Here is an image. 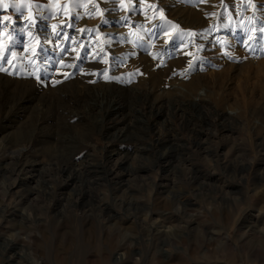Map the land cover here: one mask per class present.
<instances>
[{"label":"rangeland","instance_id":"obj_1","mask_svg":"<svg viewBox=\"0 0 264 264\" xmlns=\"http://www.w3.org/2000/svg\"><path fill=\"white\" fill-rule=\"evenodd\" d=\"M0 264H264V0H2Z\"/></svg>","mask_w":264,"mask_h":264},{"label":"bare ground","instance_id":"obj_2","mask_svg":"<svg viewBox=\"0 0 264 264\" xmlns=\"http://www.w3.org/2000/svg\"><path fill=\"white\" fill-rule=\"evenodd\" d=\"M219 6V5H218ZM39 20H44V19H40L39 18ZM9 22H12V21H9ZM2 23V22H1ZM149 28V27H148ZM156 31V30H155ZM149 32V31H148ZM121 33V32H120ZM117 34H119V33H117ZM24 51V50H23ZM23 51H21V52H23ZM7 62H9V63H7L8 64V66H10V67H13L11 64H10V62H12V60H7ZM14 64V63H13ZM166 75V74H165ZM216 78V77H215ZM213 79V78H212ZM218 80V79H217ZM173 81H175V80H173ZM132 84V83H131ZM175 84V83H174ZM177 84V83H176ZM172 85V84H171ZM174 87H173V89L176 91V92H181V85H173ZM172 87V86H171ZM215 87V86H214ZM208 89V88H207ZM213 90H214V88H212ZM172 90V89H171ZM161 91H163L162 89H161ZM166 91V90H165ZM197 91V90H196ZM202 92V91H201ZM191 95V94H190ZM190 95H189V97H190ZM200 95H202V94H198L197 92L195 93V95H193V97H191L190 99H187V102L188 103H192V104H196V97L198 96L199 98H200ZM183 96V95H182ZM192 96V95H191ZM160 98V97H159ZM161 100V99H160ZM78 101V100H77ZM158 101V100H157ZM156 102V101H155ZM154 103V102H153ZM157 103H160V102H157ZM160 105V104H159ZM8 106V105H7ZM159 108V107H158ZM64 113V112H63ZM69 114V113H68ZM72 115V114H71ZM130 122V121H129ZM124 123V122H123ZM126 123V122H125ZM127 123H128V121H127ZM126 125V124H125ZM124 125V126H125ZM194 132V131H193ZM199 134V133H198ZM197 134V135H198ZM95 136V133H92L91 135H90V138H92V137H94ZM169 136V135H168ZM160 137V136H159ZM95 138V137H94ZM71 139V138H70ZM201 139V138H200ZM9 144L10 145H12V146H15L17 143L16 142H9L8 143V146H9ZM197 144H199V146H201V148H203L207 153H209V147H207V146H205V147H203L205 144H206V141H198L197 142ZM87 145V144H86ZM44 146V145H43ZM198 146V147H199ZM21 149V148H20ZM11 150H13V149H11ZM17 150V149H16ZM14 151H15V149H14ZM113 152V149L111 150V152L110 153H112ZM126 155V154H125ZM40 156V154L37 152L36 153V155H35V157H34V163H33V165H32V167L33 166H35L36 164H38V162H37V160H38V157ZM125 157V156H124ZM72 161V160H71ZM82 162V161H81ZM86 163V162H85ZM32 164V163H31ZM31 164H30V167H31ZM71 164V163H70ZM80 164V163H79ZM82 164H83V162H82ZM88 165L90 164V162H88L87 163ZM168 164V163H167ZM15 165H17V164H15ZM78 165V164H77ZM84 165V164H83ZM80 166V165H79ZM85 166V165H84ZM83 166V167H84ZM17 167V166H16ZM19 167V166H18ZM81 167V166H80ZM99 167V166H98ZM109 167V166H108ZM14 168V167H13ZM12 168V169H13ZM63 168V167H62ZM61 168V169H62ZM93 168V167H92ZM17 170H18V168H17ZM20 170L22 171V172H26V171H28V168H27V166H22L21 168H20ZM36 169H34V171H35ZM72 170V169H71ZM75 170V169H74ZM31 171V170H30ZM37 171V170H36ZM75 171H78V170H75ZM91 171V170H90ZM111 171V170H110ZM79 172V171H78ZM99 172V171H98ZM109 172V171H108ZM70 173V172H69ZM80 173V172H79ZM82 173V172H81ZM86 173V172H85ZM99 174V173H98ZM69 175V174H68ZM71 175V174H70ZM40 177L41 176V173H37V175H36V177ZM73 176H71L70 178H72ZM105 177V176H104ZM35 181L37 180V179H34ZM40 181V180H39ZM39 181H37V182H39ZM43 181V179H41V182ZM94 181V180H93ZM92 181V182H93ZM114 181V180H113ZM96 182V181H95ZM40 183V182H39ZM115 184H117V185H121L120 184V182H114ZM123 184V183H122ZM68 185V184H67ZM116 186V185H115ZM122 186V185H121ZM39 187V186H38ZM66 187V185H64V186H62L61 187V190H64V189H66L65 188ZM36 189H38V188H36ZM43 189V188H42ZM38 191V190H37ZM22 219H25V217H21ZM24 223V222H23ZM198 226V225H197ZM151 228H153V227H151ZM180 229V228H179ZM149 230V229H148ZM147 230V231H148ZM150 232V231H149ZM163 232H165L164 231V229H163ZM164 234V233H163ZM147 235V234H146ZM176 235V233H175V231L174 230H170V232L167 234V236H168V238H165V237H163V238H165L163 241L165 242L166 241V243H168L170 240H171V237L172 236H175ZM154 236V235H153ZM151 237V236H150ZM161 239V238H160ZM8 240V239H7ZM153 239L151 238V241H150V244L151 243H153V241H152ZM6 242V241H5ZM6 244H7V242H6ZM3 246V245H2ZM2 250V249H1ZM4 250V249H3ZM15 254V253H14ZM163 254V253H162ZM13 255V254H12ZM165 255H166V253H165ZM9 256V255H8ZM20 257H21V255H20ZM23 257V256H22Z\"/></svg>","mask_w":264,"mask_h":264},{"label":"snow or ice","instance_id":"obj_3","mask_svg":"<svg viewBox=\"0 0 264 264\" xmlns=\"http://www.w3.org/2000/svg\"><path fill=\"white\" fill-rule=\"evenodd\" d=\"M0 2H2V0H0ZM7 6H8L7 4L4 5V7H7ZM12 7L15 8V10L17 12H19L20 11V8H21V5H19V4H13ZM5 19H8V18L6 17ZM20 31L22 32L23 29H20Z\"/></svg>","mask_w":264,"mask_h":264}]
</instances>
